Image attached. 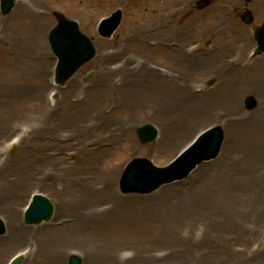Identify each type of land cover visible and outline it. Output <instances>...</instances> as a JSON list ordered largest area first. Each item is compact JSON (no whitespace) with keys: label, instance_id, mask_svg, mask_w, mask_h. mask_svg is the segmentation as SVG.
I'll list each match as a JSON object with an SVG mask.
<instances>
[{"label":"rangeland","instance_id":"rangeland-1","mask_svg":"<svg viewBox=\"0 0 264 264\" xmlns=\"http://www.w3.org/2000/svg\"><path fill=\"white\" fill-rule=\"evenodd\" d=\"M35 1L44 12L43 21L35 17L18 21L20 0L6 16L0 8V186L6 181L19 196L16 224L29 237L0 246V264H9L15 254L23 251L22 264H35L41 252L29 258V251L33 238L43 236L41 226L69 219L54 214L48 222L29 226L24 222V211L34 193L47 196L55 210L63 196H67L66 172L86 165L89 154L86 155L88 151L82 142L95 139L80 131L92 107L96 108L92 109L93 122H100L99 115H106L108 122L127 127L126 135L115 136V151L102 155L98 170L108 164L107 168L113 171L115 191L123 199L120 204L134 218L127 219L134 224L123 232L109 236L92 233V237L108 246L97 250L99 254L112 250L127 259L137 249H144L148 259L144 258L143 264H264V133L251 123L255 120L259 126L264 125V53L250 56L255 47V29L264 22V0L229 2L225 13L214 11L217 4H226L222 0H185L179 4L178 13L165 19L174 24V29L152 35L147 48L139 45L140 32L153 20L158 8L155 3L160 0ZM204 2L205 5L201 4ZM118 8L123 10L120 26L112 37H101L97 32L99 21ZM245 10L253 14L251 24L242 20ZM56 11L76 20L96 48L95 57L60 87L53 83L57 58L48 40L49 31L56 24ZM197 18H201L204 26H190ZM215 18H221L220 22L215 27L209 26ZM176 44L177 58L170 54L176 52L173 50ZM216 59L239 65L245 71L242 74L234 68L230 72L217 71L212 65ZM141 66L146 68L142 70L144 73L153 68V76L159 80L168 75L190 85L202 96V102L211 98L206 93L225 86L224 78L229 74L242 82L237 84L239 95L232 107L250 117L251 131L255 132L252 138L240 135L239 139L243 143L249 141L260 153L253 152L259 159L253 167L241 170L245 174L242 179L231 180L226 186L235 192L232 200L217 185L226 169V164H220L219 160L227 143L241 144L230 138V130L234 128L237 132V123L225 113V104L217 102L200 108L184 105L182 109L196 110L195 124L180 144L172 142L160 150L157 146L160 132L154 141L142 143L137 130L146 123L159 129L162 117L159 109L146 104L143 111L137 112L132 106L129 113L117 112L121 105L117 99L118 84L129 86L124 90L131 91L129 83L140 74ZM89 73L92 76L86 81ZM211 79L214 84L207 87L206 82ZM143 88L146 92L150 90ZM54 90L55 100L51 97ZM95 90L101 92L97 99L92 98ZM250 94L257 98L252 109L246 107ZM215 125H221L225 132L222 150L215 159L200 164L187 178L163 185L150 194L125 195L120 191V178L131 160L146 157L154 165L165 167L197 134ZM127 132L132 134L131 141ZM130 145H134L133 150L128 149ZM107 146L102 144L101 148ZM232 157L230 161L235 163ZM98 170H94L96 175H105ZM100 206L103 205L97 207ZM3 217L5 214L0 211V218ZM87 252L85 243H66L59 262L68 264L69 255L76 253L84 258V264H91Z\"/></svg>","mask_w":264,"mask_h":264},{"label":"bare ground","instance_id":"bare-ground-1","mask_svg":"<svg viewBox=\"0 0 264 264\" xmlns=\"http://www.w3.org/2000/svg\"><path fill=\"white\" fill-rule=\"evenodd\" d=\"M142 1L145 2L148 0ZM183 1L185 0H160L155 3L158 8L153 16V20L144 25L140 32V47L147 48L152 35L159 36L164 33H169L174 29V24L165 21V19L178 13V6L182 5L181 3ZM222 1H225L226 4L222 6L217 4L214 9L215 12L221 10L225 13V8L228 6L227 4L229 2L241 3L243 0ZM19 3L21 11L18 13V21H23L30 17H35L38 21H43L44 12H41L35 0H20ZM220 20L221 18H215L213 21L209 22L208 25L215 27ZM186 26L188 25L186 24ZM190 26H197L200 28L204 25L201 23V18H197L196 22L192 23ZM173 50L176 52L173 54L171 51L170 54L177 58V44L174 45ZM215 56L218 55L215 54ZM212 65L215 70L222 72H228L232 68L239 74L245 71L243 67L241 68L239 65L234 66V64L225 62L222 59L214 60ZM140 69V74L129 83L131 88H133L131 91L127 92V90H124L129 86L118 84L117 99L119 98V104L121 103V105L118 106L119 109L117 112L126 110L129 113L128 110H130L132 106L135 107V111L137 112H139V110L143 111V107L146 104L148 106L157 107L162 114V117L159 119V132L161 136L157 142V146L160 150L172 142H178V144H180L189 135L190 131L194 129L196 110L182 109L184 105L192 104L200 108L201 105L207 104L208 106L217 102L225 104V113L230 119L235 120L237 123V132H235L234 128L233 131L230 130V138L231 140L237 139L239 140L237 142L242 144L235 146L234 142H228V145H226V152L219 160L220 164H226V169L222 173V181L218 180L217 185L221 186L227 198L232 200V196H235V192L227 189L226 186L229 187V182L231 180L237 182L239 179H242L245 174L241 173V170L253 167L251 165L255 163L254 161L259 159L253 152L260 153L258 149L251 146L249 141L243 143V141L239 139L241 137L240 135L246 137L251 136L252 138L255 132L251 131L250 117L247 114H242L240 111L236 110L235 107H232V105L237 102V96L239 95L238 90L240 88L237 84L240 85L242 82L238 83L237 78L229 74L224 78L225 86L209 94L206 93V95H209L211 98L202 102V96L193 91L194 88L190 85H186V83L178 81L177 78L167 75L165 80H159L157 77L153 76L155 73L153 68L147 69L145 73L142 71L146 69L144 66H141ZM143 87H148L150 89L149 92H146ZM182 88H185L186 91ZM178 92H182L180 97L178 96ZM100 93V91L95 90L92 93V95L95 94L92 98H99ZM178 106L181 108L178 109ZM93 108L96 110L95 107H92L91 111L87 113V115H90L88 121L85 125L80 126L82 135L86 137H95L94 140L89 138L82 142V144L85 145L83 147H86L88 151L86 155L89 154L86 159V165L84 167L76 166L67 170L66 182L69 188L67 196H63V200L59 201L58 207L54 213L55 217L63 215L69 219L61 224H58L57 221H53L41 226L42 231L40 232H42L43 236H41L40 239L33 238V243L29 251V258L41 252V258L38 256L35 264H60L59 255L62 253L63 248L66 247V243L70 242L86 244L88 247L86 256L90 258L91 264H143L144 258L145 260L148 259L144 255V249L139 251L137 248H135L137 249L135 253L133 252L131 257L127 259L121 258L119 255L113 253L112 250L101 252L102 255L97 252V250L100 251V249H107L108 246L92 237V233L100 232L101 234L109 236L123 232L125 229L132 227L134 222L131 224L128 220L129 218H134L128 216V211L120 204L123 203V199L115 191L113 171L111 168L108 169L107 164L106 167L104 165L98 170L102 155L107 152L115 151V136L117 138L121 133L126 135L125 130L127 127L115 124L113 121L108 122L106 115H99L98 119H100V122H93L92 120L95 118L94 111H92ZM75 115L79 114L75 113ZM251 123L254 127L257 126L261 134L264 133V130L260 129L264 127V125L259 126V122L255 120L254 122L251 121ZM127 137L128 140L133 138L132 134L128 132ZM102 144H107V148H101ZM128 149L133 150L134 145H130ZM238 152L243 153L238 154ZM240 155L242 156L240 157ZM229 157L236 160L235 163H232L233 161H230ZM64 161L65 159H63V162ZM94 170L95 172H97V170L103 171L105 175H99V173L96 175ZM5 182L6 181L0 186V211L5 214V217L2 219L6 225V232L4 233L6 235L0 238V246L5 243H17L24 237L29 238L28 235H26L28 233L21 231L22 229L16 224L19 196L14 193L12 187ZM98 205L103 206L97 207Z\"/></svg>","mask_w":264,"mask_h":264},{"label":"water","instance_id":"water-1","mask_svg":"<svg viewBox=\"0 0 264 264\" xmlns=\"http://www.w3.org/2000/svg\"><path fill=\"white\" fill-rule=\"evenodd\" d=\"M205 5V2L202 3ZM15 0H2V13L7 15L13 9ZM57 26L50 32L49 41L59 62L56 69V81L64 84L84 63L95 55V48L90 38L82 33L76 21L68 19L62 12H56ZM122 19V11L117 10L111 17L104 20L99 33L109 37L117 29ZM243 19L247 23L253 20L252 15L246 12ZM256 39L260 50H264V23L256 31ZM91 77L89 74L85 80ZM210 81L209 84H212ZM248 109L256 107L255 97L249 96L246 100ZM138 134L142 142L154 140L158 134L157 128L146 124L139 128ZM224 132L221 126H216L204 132L198 140L185 151L174 163L161 168L155 166L147 158H136L129 163L121 179V190L124 193H150L166 183L181 180L202 161L215 158L221 148ZM54 212L52 202L43 195H36L31 207L25 215L28 224H39L50 220ZM5 232V227L0 219V234ZM18 258L14 264H20ZM69 264H83V259L76 254L69 257Z\"/></svg>","mask_w":264,"mask_h":264}]
</instances>
